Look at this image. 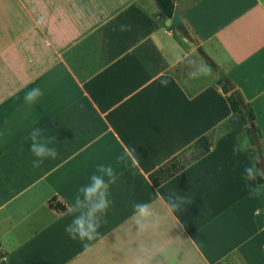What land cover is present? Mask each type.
<instances>
[{"label":"crops","instance_id":"obj_1","mask_svg":"<svg viewBox=\"0 0 264 264\" xmlns=\"http://www.w3.org/2000/svg\"><path fill=\"white\" fill-rule=\"evenodd\" d=\"M174 1L196 43L170 28L155 0H0L7 264H264V195L250 197L245 187L253 157L245 141L238 156L232 148L246 123L218 76L223 69L251 103L264 145V0ZM120 23L131 31L113 32ZM189 57L211 74L190 76ZM34 87L44 95L29 106L24 96ZM34 126L59 153L39 169L24 139ZM203 135L213 142L207 154L153 183L150 173ZM124 148L135 149L127 163L116 159ZM102 163L120 181L114 211L86 249L64 230L67 209ZM170 190L185 197L177 212L167 209ZM136 202L160 215L155 231L137 232Z\"/></svg>","mask_w":264,"mask_h":264},{"label":"clouds","instance_id":"obj_2","mask_svg":"<svg viewBox=\"0 0 264 264\" xmlns=\"http://www.w3.org/2000/svg\"><path fill=\"white\" fill-rule=\"evenodd\" d=\"M113 32L131 31V25L120 23L114 25ZM189 67V75L192 77L207 76L211 74V68L199 61L196 57H189L186 60ZM163 87H167L169 81H160ZM44 93L39 87L28 90L24 96V102L33 106L40 102ZM38 126H34L28 131L25 141H31L30 152L34 159L32 166L39 169L45 161L58 158L59 153L53 145L54 137H45ZM245 143L237 142L233 145L234 156H238L245 150ZM135 152L134 148H124L119 154L117 161L127 163ZM135 161H132L135 166ZM245 187L250 197H260L264 195V183L258 180L264 179V168L257 167L256 164L246 165L243 170ZM120 181V175L112 164H98L95 171L88 177V182L81 185L74 194L73 201L67 209V214L72 217L70 223L65 225V232L73 241H80L84 248L90 246V242L101 237L100 229L108 223L110 211H114V201L111 199L112 187ZM166 204L169 211L177 212L182 208L185 197L175 191L170 190L166 193ZM133 220L138 229V233L155 231L159 227L160 215L147 202H136L132 205ZM137 264H146L143 259H138Z\"/></svg>","mask_w":264,"mask_h":264},{"label":"trees","instance_id":"obj_3","mask_svg":"<svg viewBox=\"0 0 264 264\" xmlns=\"http://www.w3.org/2000/svg\"><path fill=\"white\" fill-rule=\"evenodd\" d=\"M159 7V16L162 18H172L174 11L176 9V4L174 0H155ZM171 29L176 31V28L171 26ZM191 40L196 43L193 37ZM211 66L218 70L217 65L211 60L208 59ZM219 82L222 83V89L226 95V99L229 102L231 108L235 112H239L243 119L245 120L246 126L239 142L245 141L248 145L249 150L251 151L254 164L259 168H264V145H263V135L261 128L257 122L256 112L251 105V103L241 94V99H238L234 94V90L238 89L235 82L228 77V81H224L221 78ZM255 124V128L252 126ZM213 145L210 136L203 135L198 138L191 145L187 146L173 158L168 160L166 163L161 165L158 169L150 173V178L154 184L159 185L162 182L166 181L170 177L174 176L176 173L183 170L188 164L199 159L200 157L207 154ZM3 150L0 149V155ZM263 159V162H262ZM259 183H264V179L258 180ZM51 205H54L51 202ZM61 208V207H60ZM6 251L2 248L0 243V259L3 264H7L6 260ZM222 264V263H218Z\"/></svg>","mask_w":264,"mask_h":264},{"label":"water","instance_id":"obj_4","mask_svg":"<svg viewBox=\"0 0 264 264\" xmlns=\"http://www.w3.org/2000/svg\"><path fill=\"white\" fill-rule=\"evenodd\" d=\"M167 23H168V25L175 27L176 31L178 33H181L187 41H189L190 43H193L191 41V34L189 31V27H188L186 21L182 18L181 13L179 12V10L177 8L174 11L173 17L168 18ZM197 49L199 52L204 54L203 48L201 45H198ZM218 76L222 80L228 81V76L223 69H220L218 71ZM234 94L236 95V97L238 99H241V94H240L239 89H235ZM252 126L255 128V124H252ZM262 162H263V159H262ZM0 264H3L1 259H0Z\"/></svg>","mask_w":264,"mask_h":264},{"label":"rangeland","instance_id":"obj_5","mask_svg":"<svg viewBox=\"0 0 264 264\" xmlns=\"http://www.w3.org/2000/svg\"><path fill=\"white\" fill-rule=\"evenodd\" d=\"M193 33V32H192ZM193 36H195V33H193Z\"/></svg>","mask_w":264,"mask_h":264}]
</instances>
